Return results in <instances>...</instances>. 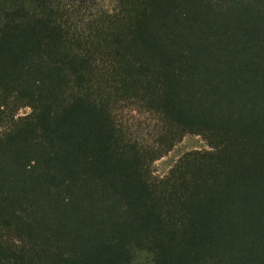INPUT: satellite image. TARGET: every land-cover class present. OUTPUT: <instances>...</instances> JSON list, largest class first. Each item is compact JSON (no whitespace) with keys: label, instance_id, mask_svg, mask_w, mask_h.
Listing matches in <instances>:
<instances>
[{"label":"trees","instance_id":"trees-1","mask_svg":"<svg viewBox=\"0 0 264 264\" xmlns=\"http://www.w3.org/2000/svg\"><path fill=\"white\" fill-rule=\"evenodd\" d=\"M0 264H264V0H0Z\"/></svg>","mask_w":264,"mask_h":264},{"label":"rangeland","instance_id":"rangeland-1","mask_svg":"<svg viewBox=\"0 0 264 264\" xmlns=\"http://www.w3.org/2000/svg\"><path fill=\"white\" fill-rule=\"evenodd\" d=\"M108 8L115 5V0H101ZM29 113L28 109L21 111V114ZM208 149L206 141L201 136L186 135L181 143H179L167 156L158 160L154 165L155 174L158 177H164L174 165V163L184 154L195 151Z\"/></svg>","mask_w":264,"mask_h":264}]
</instances>
